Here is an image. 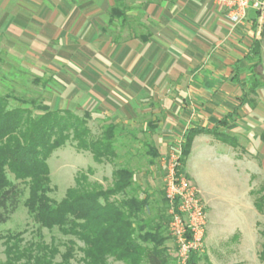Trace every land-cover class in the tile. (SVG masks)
<instances>
[{"label":"crops","instance_id":"crops-1","mask_svg":"<svg viewBox=\"0 0 264 264\" xmlns=\"http://www.w3.org/2000/svg\"><path fill=\"white\" fill-rule=\"evenodd\" d=\"M259 1L261 10L250 9L245 23L234 25L218 0H0V38L13 46L33 31L32 44L47 49V68L64 64L53 72L60 90L51 86L63 109L98 112L119 125L152 110L165 158L191 129L234 137L237 147L196 135L184 173L208 208L200 171L231 168L235 178L242 174V196L253 209L255 178L264 175ZM109 26L122 32L111 35ZM213 231L220 234L209 225L207 241Z\"/></svg>","mask_w":264,"mask_h":264},{"label":"trees","instance_id":"trees-1","mask_svg":"<svg viewBox=\"0 0 264 264\" xmlns=\"http://www.w3.org/2000/svg\"><path fill=\"white\" fill-rule=\"evenodd\" d=\"M14 99L13 92L0 93V224L6 223L16 211L22 194L17 184L9 180L10 173L28 187L25 207L33 221L41 228H57L63 235L81 241L85 264H108L109 258L130 264H167L166 252L160 248L165 240L162 224L144 218L147 198L129 195L134 192V170L118 168L109 188L90 181L92 170L79 172L74 187L67 190L63 200L55 202L49 196L53 188L48 159L56 150L71 141L77 150L89 152L96 163L112 162L119 157L117 144L123 137L122 126L107 123L96 137L89 126L90 113L80 116L71 110H53L48 105L38 104L37 100L18 97L17 100L32 109L10 108V100ZM231 116L220 124L227 125ZM150 129L156 128L150 124ZM201 133L213 134L228 145L238 146L234 137L218 130H188L181 144L180 172L184 173L194 137ZM147 154L152 157L151 164L159 156L152 144ZM120 195L122 198H118ZM254 206L259 213L263 212L264 196L256 197ZM20 237L21 234L8 237L6 261L2 264H69L75 257L74 240H70L66 251L61 253L45 242L20 248ZM148 243L153 247L145 246ZM58 255L61 261L55 262ZM259 259L264 261V243ZM200 260L192 254L187 264H199Z\"/></svg>","mask_w":264,"mask_h":264},{"label":"rangeland","instance_id":"rangeland-1","mask_svg":"<svg viewBox=\"0 0 264 264\" xmlns=\"http://www.w3.org/2000/svg\"><path fill=\"white\" fill-rule=\"evenodd\" d=\"M110 23V16L107 18ZM112 34H120L122 31L113 27H108ZM26 39L15 42L13 46L7 45L10 41L0 38V93L7 94L13 92L16 99L10 100V108L24 107L20 99L37 100L38 104L48 105L51 109H63L65 103L61 96L51 92L52 85L60 90L58 84L53 82V72L62 69L64 64L57 61L54 68H47L45 46H38L31 42L30 38L34 32H26ZM59 60V59H58ZM49 65V64H48ZM52 67V66H51ZM38 79V81H36ZM49 86V87H48ZM60 97V100L58 98ZM32 109L30 105L27 106ZM84 116L90 113L89 126L94 136L101 135L103 126L113 123V119L98 113L83 110L73 111ZM35 114L38 111H34ZM154 112L150 109L140 110L136 119L127 123L122 121V135L117 144L119 157L114 161L96 163L89 152L80 151L75 148L73 142H68L64 147L56 150L48 159L50 168V179L52 192L50 198L55 202H60L66 196L68 189L74 187L75 178L79 172L92 170L90 181L100 183L104 188L113 185L114 172L121 167H127L135 171L133 191L134 195L141 199H148V207L145 209L144 218L152 219L155 224H162V238H165L161 249L167 255V264H181L178 258V248L169 232L170 215L166 199V172L167 167L163 164L164 153H160L157 143V129H150ZM135 136V138H134ZM158 151L159 156L150 163L152 157L147 154L150 145ZM227 171H212L202 169L200 171L202 186L206 192L207 230L205 235V247L202 252L196 253L201 258L199 264H264L259 259V253L264 243V210L255 214V208L249 203L250 198L243 197L242 189L245 185L242 174L235 178L231 168ZM8 178L17 184L22 193L16 211L10 219L0 224V264L6 261V248L8 237L21 234L19 243L20 248H27L33 244L45 242L53 245L59 252L64 253L68 242L74 240L75 257L69 264H85L81 249L84 244L72 236H65L57 228L48 230L41 228L35 223L25 207L28 198V187L26 184L19 183L8 173ZM252 192L253 201L255 198L264 196V175L255 178ZM118 198H122L120 195ZM255 214V215H254ZM208 215L210 227L217 229L211 232L207 241L208 234ZM145 246L153 247L152 243ZM61 261L58 255L55 262ZM108 264H130L109 258ZM146 264V263H143Z\"/></svg>","mask_w":264,"mask_h":264},{"label":"built area","instance_id":"built-area-1","mask_svg":"<svg viewBox=\"0 0 264 264\" xmlns=\"http://www.w3.org/2000/svg\"><path fill=\"white\" fill-rule=\"evenodd\" d=\"M234 25L244 24L250 9L261 10L259 0H218ZM182 147L170 158H163L166 172V199L170 215L169 232L178 248L181 264L205 247L207 213L197 186L179 171Z\"/></svg>","mask_w":264,"mask_h":264}]
</instances>
